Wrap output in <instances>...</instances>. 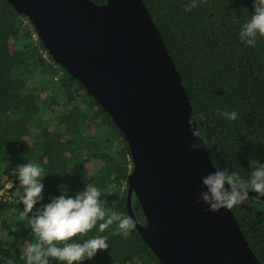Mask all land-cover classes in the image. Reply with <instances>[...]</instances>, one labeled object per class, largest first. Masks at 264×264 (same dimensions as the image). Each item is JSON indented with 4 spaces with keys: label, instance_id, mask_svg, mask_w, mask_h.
<instances>
[{
    "label": "trees",
    "instance_id": "trees-1",
    "mask_svg": "<svg viewBox=\"0 0 264 264\" xmlns=\"http://www.w3.org/2000/svg\"><path fill=\"white\" fill-rule=\"evenodd\" d=\"M143 2L181 76L193 113L204 116L205 138H216L215 144L206 145L213 164L234 166L249 177L250 159L264 161V38L258 36L255 47L239 38L254 12L253 0H206L191 11L185 10L191 0ZM34 34L29 18L8 0H0V190L13 180L9 194L0 200V264H27L24 252L37 242L27 223L32 214L21 216L24 187L14 172L30 161L46 174L44 199L34 212L54 197L65 193L75 197L93 184L101 190L100 200L109 214L130 217L132 159L123 133ZM224 111H235L237 119L224 117ZM251 199V206L245 203L231 210L264 264V201ZM132 208L145 223L135 196ZM99 223L69 242L83 243L100 235L107 237L110 247L74 264H163L137 227L125 238L115 234L118 222L103 233ZM49 264L66 262L49 258Z\"/></svg>",
    "mask_w": 264,
    "mask_h": 264
},
{
    "label": "water",
    "instance_id": "water-1",
    "mask_svg": "<svg viewBox=\"0 0 264 264\" xmlns=\"http://www.w3.org/2000/svg\"><path fill=\"white\" fill-rule=\"evenodd\" d=\"M8 1L123 133L132 159L127 210L137 219L135 196L146 216L137 228L162 263L261 264L232 210L198 202L202 177L216 169L207 148L191 147L202 141L188 124L189 96L143 0Z\"/></svg>",
    "mask_w": 264,
    "mask_h": 264
},
{
    "label": "clouds",
    "instance_id": "clouds-1",
    "mask_svg": "<svg viewBox=\"0 0 264 264\" xmlns=\"http://www.w3.org/2000/svg\"><path fill=\"white\" fill-rule=\"evenodd\" d=\"M204 2L206 0H191L185 5V10L191 11ZM253 6L251 19L243 24L239 33L241 42L251 47L256 46L258 36L264 38V0H253ZM221 114L229 120L237 119L235 111H224ZM203 120L202 114L195 113L188 119L192 136L195 140L202 141L192 143L193 149L206 148V145L216 142L214 136L211 139L205 138L201 129ZM213 166L216 170L202 177L205 190L201 191L198 199V202L202 201L208 205L207 211L218 212L222 208L231 210L245 203L251 206L254 201L250 192L257 193L256 197H264V161L250 159L249 177H243L234 166ZM14 171L18 173L20 184L24 187V193L20 197V202L24 205L21 216L32 214L27 223L32 229V235L37 239V242L30 243L24 252L27 264H49V258L66 264L92 259L99 251L110 247L106 236L97 235L83 243L69 241L78 235H86L98 222L100 233L118 222V231L115 234L127 238L139 223L133 217H121L115 212L109 214L101 203V190L93 184H87L85 190L77 193L75 197L67 196L66 193L54 197L50 203L42 205L34 212L37 203L44 199V169L30 161Z\"/></svg>",
    "mask_w": 264,
    "mask_h": 264
},
{
    "label": "built area",
    "instance_id": "built-area-1",
    "mask_svg": "<svg viewBox=\"0 0 264 264\" xmlns=\"http://www.w3.org/2000/svg\"><path fill=\"white\" fill-rule=\"evenodd\" d=\"M28 19L24 18V22L27 23ZM38 34H34V38L37 39ZM45 58H47V52L44 53ZM15 172V171H14ZM16 173V172H15ZM13 186V180L6 184V186L0 190V200L5 198L9 194V189Z\"/></svg>",
    "mask_w": 264,
    "mask_h": 264
},
{
    "label": "flooded vegetation",
    "instance_id": "flooded-vegetation-1",
    "mask_svg": "<svg viewBox=\"0 0 264 264\" xmlns=\"http://www.w3.org/2000/svg\"><path fill=\"white\" fill-rule=\"evenodd\" d=\"M252 197H255V196H252ZM256 198H258V197H256ZM260 199V198H259Z\"/></svg>",
    "mask_w": 264,
    "mask_h": 264
},
{
    "label": "rangeland",
    "instance_id": "rangeland-1",
    "mask_svg": "<svg viewBox=\"0 0 264 264\" xmlns=\"http://www.w3.org/2000/svg\"><path fill=\"white\" fill-rule=\"evenodd\" d=\"M16 170V169H15Z\"/></svg>",
    "mask_w": 264,
    "mask_h": 264
}]
</instances>
